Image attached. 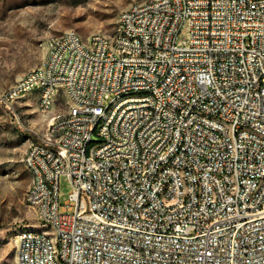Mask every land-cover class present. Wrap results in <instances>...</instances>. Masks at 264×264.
<instances>
[{
	"label": "built area",
	"instance_id": "obj_1",
	"mask_svg": "<svg viewBox=\"0 0 264 264\" xmlns=\"http://www.w3.org/2000/svg\"><path fill=\"white\" fill-rule=\"evenodd\" d=\"M29 97L48 126L15 264H264V0H145L114 37L50 36L0 103Z\"/></svg>",
	"mask_w": 264,
	"mask_h": 264
},
{
	"label": "rangeland",
	"instance_id": "obj_2",
	"mask_svg": "<svg viewBox=\"0 0 264 264\" xmlns=\"http://www.w3.org/2000/svg\"><path fill=\"white\" fill-rule=\"evenodd\" d=\"M145 0H0V92L20 75L40 65L46 40L67 30L84 39L94 33L114 37L119 13ZM65 109L60 97L56 112ZM48 123L35 98L11 107L0 103V264H15L16 236L26 227H38L36 213L25 202L31 174L24 159ZM60 202L69 199L71 186L61 180Z\"/></svg>",
	"mask_w": 264,
	"mask_h": 264
},
{
	"label": "bare ground",
	"instance_id": "obj_3",
	"mask_svg": "<svg viewBox=\"0 0 264 264\" xmlns=\"http://www.w3.org/2000/svg\"><path fill=\"white\" fill-rule=\"evenodd\" d=\"M44 120H46L47 121V118H44ZM48 122V121H47ZM16 242H17V237H16Z\"/></svg>",
	"mask_w": 264,
	"mask_h": 264
}]
</instances>
